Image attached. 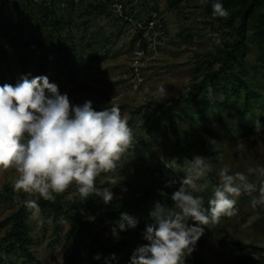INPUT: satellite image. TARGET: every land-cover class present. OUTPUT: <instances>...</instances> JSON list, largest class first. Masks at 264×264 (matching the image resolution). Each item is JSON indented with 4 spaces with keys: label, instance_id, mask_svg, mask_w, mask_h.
I'll list each match as a JSON object with an SVG mask.
<instances>
[{
    "label": "rangeland",
    "instance_id": "1",
    "mask_svg": "<svg viewBox=\"0 0 264 264\" xmlns=\"http://www.w3.org/2000/svg\"><path fill=\"white\" fill-rule=\"evenodd\" d=\"M48 2L0 0V45L7 49L5 63L11 66L6 71L5 83L14 85L20 76H32L36 62L45 53V37L54 34L51 27L54 20L63 23L79 49L73 77L64 79L65 62L61 59L50 64L45 76L58 86L61 94L68 95L73 105L90 100L97 111L118 105L134 135L133 144L118 164L119 183L112 188L113 202L104 205L94 195L88 201L104 212L132 203L133 213L139 219H146L148 208L156 201L171 204L158 191L170 196L185 174L172 172L177 183L165 188L167 181L152 172L155 162L162 163L161 156L176 158L180 164L184 160L177 155L171 141L165 139L162 129H157L154 118L173 98L184 94L195 79H200L201 76L194 77L193 71L229 40L205 17L201 0H182L176 9L168 0H52L54 14L40 19L39 5L48 6ZM96 5L100 12L93 10ZM149 20L150 24L145 26ZM13 38L10 48L8 44ZM247 57L250 63L257 62L253 51ZM161 85L166 86L167 98L157 97L156 90ZM158 102L164 105L158 106ZM153 107H156L153 118L148 120V112ZM259 119H263V124H259ZM253 125L250 132L238 133L237 117L233 114L225 115L224 119L210 116L198 129L189 159L201 155L210 166L207 187L198 193L203 196L205 207L212 193L210 176L219 182V172L225 166L231 173L246 174L249 167L264 166V107L257 111ZM241 143L243 149L239 147ZM16 175L14 169H0V194L3 195L0 221L17 210L19 195L24 194L13 187ZM251 179L255 182L254 176ZM108 180L109 177H98L96 187L109 186ZM74 191L70 187L61 194L63 205L75 203ZM256 195L242 193L236 198L237 215L209 225L210 241L199 253L205 264H235L239 257L249 253L226 250L219 245L221 240L264 248V206H251ZM27 222L30 248L38 264H61L69 258L73 242L66 241L70 224L66 217L61 216L58 222L53 214L45 213L40 220H35L29 211ZM2 236L3 232L0 239ZM11 263L22 264V258L13 257ZM0 264H8L2 253Z\"/></svg>",
    "mask_w": 264,
    "mask_h": 264
},
{
    "label": "clouds",
    "instance_id": "2",
    "mask_svg": "<svg viewBox=\"0 0 264 264\" xmlns=\"http://www.w3.org/2000/svg\"><path fill=\"white\" fill-rule=\"evenodd\" d=\"M212 14L226 18L229 12L221 0H214ZM156 94L160 99L169 95L164 85ZM133 140V131L118 105L100 111L90 100L73 105L47 76L26 74L14 85H0V169H14V189L34 197L26 199L24 206L35 220L41 219V199L55 201L70 187L82 201L94 195L104 205L111 204L115 198L112 188L119 183L118 164ZM239 147L243 149L244 144ZM160 159L166 169L185 174L170 196L158 191L171 204L159 200L153 204L143 234L146 243L134 250L129 264H185L207 226L237 215L236 198L242 193L257 194L251 201L253 208L264 206V166L249 167L247 174L223 167L205 207L198 193L207 187L211 170L207 158L193 155L182 164L176 158ZM101 176L109 177V186L96 187ZM176 183L169 180L164 187ZM139 222L136 216L121 212L110 229L112 237L118 240L119 233L135 229ZM112 260L114 254L105 258V264Z\"/></svg>",
    "mask_w": 264,
    "mask_h": 264
},
{
    "label": "trees",
    "instance_id": "3",
    "mask_svg": "<svg viewBox=\"0 0 264 264\" xmlns=\"http://www.w3.org/2000/svg\"><path fill=\"white\" fill-rule=\"evenodd\" d=\"M48 6L39 5L40 19L52 12ZM73 2V0H71ZM112 2V0H107ZM170 6L175 8L182 0H168ZM204 3L203 14L207 19L218 26V31L228 43L215 49L208 59L200 63L193 71L195 79L184 94L173 98L169 106L163 109L154 118L158 130L163 131L167 141H171L177 155L190 158L194 148V141L198 129L210 116L224 119L225 115L237 117V132H250L253 130V121L257 111L264 107V0H221L229 15L226 18L215 17L212 14V3ZM120 3V1H119ZM122 3V2H121ZM95 12H100L98 5L93 7ZM55 16V15H54ZM150 24V20L145 24ZM54 34L45 37L47 47L45 53L36 62L32 77L45 76L52 62L63 60L65 63V80L72 79L76 64L75 59L79 54L73 34L66 30L64 24L54 20L52 26ZM13 38L8 46H13ZM253 51L257 62L250 63L248 53ZM8 56L7 49L0 45V85L6 82V71L11 69L5 63ZM102 58L100 57L99 60ZM213 69H210V68ZM158 106L164 105L158 102ZM149 110L148 120L155 112ZM263 124V119H259ZM153 173L162 180H174L170 169H166L160 161L153 165ZM218 182L210 176V189ZM8 191V189H6ZM0 194V198H2ZM34 197L26 194L19 195L17 210L0 221V253L4 255L8 264H12L13 257L22 258V264H38L35 254L31 251V233L27 222L28 212L24 201ZM62 195L56 196L55 201H39L41 214L51 213L59 222L64 216L69 221L66 232V241L73 242L72 252L61 264H105V258L115 255V260L109 264H129L134 250L145 244L143 239L146 219H139L135 229L119 233V239L112 237L110 229L113 222L119 218L121 212L133 213L135 205L128 203L121 208L110 212L97 209L91 201H82L76 197L73 205H63ZM65 206V207H64ZM151 206L148 208V211ZM138 218V217H137ZM210 241V228L205 229V234L198 240L195 250L185 259V264H205L199 256ZM219 245L230 251H247L249 253L239 257L235 264H264V248L245 245L235 241H219ZM97 255L99 260L94 259ZM20 258H19V257Z\"/></svg>",
    "mask_w": 264,
    "mask_h": 264
}]
</instances>
